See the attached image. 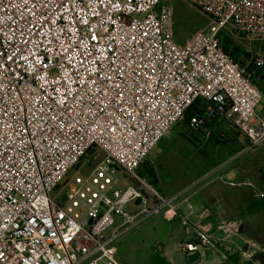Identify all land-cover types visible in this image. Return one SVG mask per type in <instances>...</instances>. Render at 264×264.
I'll return each instance as SVG.
<instances>
[{
	"label": "built area",
	"instance_id": "1",
	"mask_svg": "<svg viewBox=\"0 0 264 264\" xmlns=\"http://www.w3.org/2000/svg\"><path fill=\"white\" fill-rule=\"evenodd\" d=\"M186 1L212 20L181 44L171 0H0V264H122L119 239L154 215L181 219L184 253L254 258L226 240L240 219L191 220L203 179L166 195L136 172L193 106L208 139L225 117L244 151L264 145L262 91L220 37L264 44V0Z\"/></svg>",
	"mask_w": 264,
	"mask_h": 264
},
{
	"label": "rangeland",
	"instance_id": "2",
	"mask_svg": "<svg viewBox=\"0 0 264 264\" xmlns=\"http://www.w3.org/2000/svg\"><path fill=\"white\" fill-rule=\"evenodd\" d=\"M171 2L174 8L172 36L178 42H184L195 30L207 27L212 20L208 14L191 6L186 0H171ZM223 31L232 34L235 44L249 51L252 56L264 57V44L240 34L235 35L230 25ZM255 84L260 88L262 85L260 77L256 78ZM257 111L258 114L264 116V93H262ZM216 130L223 132L224 135L217 134V138H212V135L210 137L212 139H208L201 129H190L184 117L161 139L147 160L158 175L163 189L177 192L203 179L205 182H200L198 191L191 192L189 199L195 209H198L204 206L203 194L210 199H213L215 195V186L218 185L221 174L217 173L216 169L221 165L223 168L233 165L239 172L238 180L244 179L247 183L234 187L237 192H228V196L237 198L236 203L239 208H243L246 204L249 205L245 197L263 198L258 197L257 192L264 191V145L244 151L248 145L246 136L238 131L230 119L225 117H220ZM86 166V163H82L78 168L72 169L69 177L84 171ZM144 167L142 163L136 172L149 180ZM129 183V178L126 182L123 181V185ZM248 183H252V186L247 185ZM226 187L230 190L229 187L232 186L224 185V189ZM156 188L159 189L158 186ZM225 191L228 190H223V193ZM51 195L53 198H60L65 195V191L63 187H60ZM246 208L250 209L248 206ZM245 218L246 233L264 244V208L246 212ZM191 238L192 235L186 234L180 218L166 221L163 216L154 215L121 236L117 256L122 264H150L151 258L149 257L155 249L163 248V254L168 257L171 264H227L223 253L210 246L184 253L179 244ZM226 240L232 245L235 241L234 237H228ZM262 263L264 264V261Z\"/></svg>",
	"mask_w": 264,
	"mask_h": 264
},
{
	"label": "crops",
	"instance_id": "3",
	"mask_svg": "<svg viewBox=\"0 0 264 264\" xmlns=\"http://www.w3.org/2000/svg\"><path fill=\"white\" fill-rule=\"evenodd\" d=\"M184 42H178V43L183 44ZM257 113H258V111H257ZM258 115L262 116L260 114H258ZM262 117H264V116H262ZM219 119H220V117H217L211 124V128L213 131L212 132V135H213L212 138L213 137L217 138V136H216L217 134H221V136L224 135L223 132L220 131L221 132L220 133L219 131L216 130V128L218 127ZM187 125H188V122H187ZM212 138H209V139H212ZM247 142H248V140H247ZM235 167L236 166H233V165L229 166L228 168L222 167L218 171L219 174L221 173L219 176L220 181H218L217 182L218 185L215 186L216 192H215V195L213 196V199L207 198L206 195L202 193L203 197H204V199H203L204 200V206H201L198 209L194 208V211L191 214V220L202 228L215 230L217 224L223 219H240L242 221L241 232L238 235L233 236L235 239L234 243H237V244L233 243V245L237 248V250L243 249L247 252L255 253L254 258L252 259L254 264H263L262 262L264 261V258H262V255H264V244H262V242L256 241L252 235H248L246 233L247 225H246L245 214H246V212H251L253 210L246 208L247 206L249 207L248 204H246L243 208H239L237 203H236L237 198H233V196L232 197L228 196L229 195L228 192H237V189H235L234 187L241 186L242 183L243 184L247 183L244 181V179L240 180V181L238 180L237 174H239V172L236 170ZM242 181H244V182H242ZM224 185L225 186L226 185L232 186V187H229L230 190L226 187L225 189H227L228 191H225L223 193V190H225ZM157 186L159 187V190L166 195H170V194H173L175 192V191L173 192L171 190L170 191L164 190L162 185L160 184L159 177H158ZM231 189H233L234 191ZM251 198L252 197H250V198L245 197L244 199H245V201H250ZM176 218H179V217H176ZM176 218L172 219V220H176ZM165 220L166 221H172V220H167V219H165ZM119 243H120V241L118 242V245H119ZM118 245H117V247H118ZM155 250L161 251L162 253L164 251L163 248H157ZM257 254L260 256H258ZM240 255H241V258L243 261H248L246 259V257L243 256L242 252H240ZM149 258H151V257H149ZM167 259H168V257H167ZM227 264H231V260H230L229 256L227 259Z\"/></svg>",
	"mask_w": 264,
	"mask_h": 264
},
{
	"label": "trees",
	"instance_id": "4",
	"mask_svg": "<svg viewBox=\"0 0 264 264\" xmlns=\"http://www.w3.org/2000/svg\"><path fill=\"white\" fill-rule=\"evenodd\" d=\"M225 30V29H224ZM234 33V32H232ZM235 34V33H234ZM245 36V35H243ZM221 43L225 51H227L233 60L239 62L241 65H247L248 70L253 73V82L256 83V78H261L262 85L260 86L262 93H264V64L258 66L255 63V60H252V55L249 51L243 50L239 45L235 44L232 34L230 35L226 31H222L220 33ZM246 37V36H245ZM196 107H190L186 112L185 118L188 121L189 116L194 113ZM144 169L148 174L150 182L157 186L158 182V175L155 173V170L150 165L149 161L146 159L144 160ZM249 208L250 210L257 211L264 208V197L257 199L252 197L249 201ZM231 260V264H254L252 260L243 261L239 252L235 254L229 255ZM150 264H171L167 257L158 250H155L153 255L151 256V263Z\"/></svg>",
	"mask_w": 264,
	"mask_h": 264
}]
</instances>
